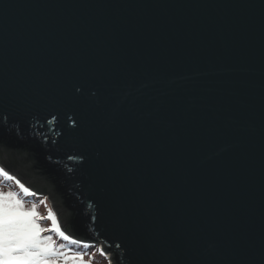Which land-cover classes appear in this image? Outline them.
<instances>
[{"label":"water","instance_id":"obj_1","mask_svg":"<svg viewBox=\"0 0 264 264\" xmlns=\"http://www.w3.org/2000/svg\"><path fill=\"white\" fill-rule=\"evenodd\" d=\"M0 164L109 264H264V0H0Z\"/></svg>","mask_w":264,"mask_h":264},{"label":"snow or ice","instance_id":"obj_2","mask_svg":"<svg viewBox=\"0 0 264 264\" xmlns=\"http://www.w3.org/2000/svg\"><path fill=\"white\" fill-rule=\"evenodd\" d=\"M0 175L14 180L26 195H36L3 167H0ZM47 211L46 219L51 222V227L42 225L45 218L36 203L29 207L19 192L0 188V264H91V260H85L90 253L74 251L68 245L57 244L51 234L45 235L55 233L69 245L82 244V241L65 233L52 209ZM82 246L85 249L91 247L88 244ZM100 252L106 255L103 248Z\"/></svg>","mask_w":264,"mask_h":264},{"label":"trees","instance_id":"obj_3","mask_svg":"<svg viewBox=\"0 0 264 264\" xmlns=\"http://www.w3.org/2000/svg\"><path fill=\"white\" fill-rule=\"evenodd\" d=\"M0 167H3L1 164H0ZM5 171H7L10 175L14 176L17 180L18 177L13 175L12 173H10L5 167H3ZM20 181V180H19ZM21 182V181H20ZM22 183V182H21ZM23 184V183H22ZM3 186L5 187V190H13L15 192H19L20 193V196L22 199H24L26 202H32L34 201L35 199H38V198H41L42 196L44 195H40L38 194L37 192H34L32 191L31 189L30 192L32 193H35L36 195H26L20 188L19 186L15 183L14 180H7L5 177H3L2 175H0V186ZM25 187H27L25 185ZM1 188V187H0ZM28 188V187H27ZM50 199V198H49ZM30 207V206H29ZM53 208V206H52ZM51 208V209H52ZM54 210V208L52 209V211ZM55 212V211H53ZM56 214V213H55ZM43 216H46V214H44ZM57 216V215H56ZM58 218V217H57ZM44 227H51V222H49L48 220L43 224ZM61 226V225H60ZM51 234L53 236V238L56 240L57 244H65V245H68L70 247L73 248L74 251H84V252H87L88 250L91 249V252L94 254L96 253L97 251H100L101 249V246L99 244H95V243H91V242H84L82 241V244L81 245H69L67 241H63L57 234L55 233H45V235H49ZM83 244H88V245H91V247L85 249L83 248Z\"/></svg>","mask_w":264,"mask_h":264},{"label":"rangeland","instance_id":"obj_4","mask_svg":"<svg viewBox=\"0 0 264 264\" xmlns=\"http://www.w3.org/2000/svg\"><path fill=\"white\" fill-rule=\"evenodd\" d=\"M4 191H9L5 190V187H3L2 185L0 186ZM13 191V190H10ZM33 203H36L38 205V211L40 212V214L43 216L44 214H46V216H43L45 219H43L41 221L42 225L47 221L46 217L48 215V209H51L52 206L50 205V203L48 202L47 198L44 196H42L41 198L35 199L32 202H26L27 206H31ZM53 209V208H52ZM54 211V210H53ZM55 213V212H54ZM50 222V221H49ZM87 253H90L91 255H86L85 256V260H91V264H109V257H108V253H105L106 255H102L100 251H97L96 253H92L91 249L87 251Z\"/></svg>","mask_w":264,"mask_h":264}]
</instances>
